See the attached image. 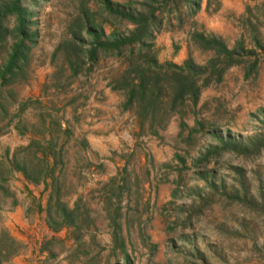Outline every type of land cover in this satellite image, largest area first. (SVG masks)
Wrapping results in <instances>:
<instances>
[{"label":"rangeland","instance_id":"obj_1","mask_svg":"<svg viewBox=\"0 0 264 264\" xmlns=\"http://www.w3.org/2000/svg\"><path fill=\"white\" fill-rule=\"evenodd\" d=\"M189 1L0 0V123L8 120L29 141L30 149L15 150L14 158L33 179L50 184L56 159L53 191L60 204L78 208L69 226L55 209L52 220L45 213L53 234L39 231L47 254L38 264H264V145L226 151L196 166L218 146L217 137L243 145L264 137V0H198L193 15ZM124 15L160 25L153 52L161 64L170 61H160L158 52L166 57L181 49L196 65L216 59L192 41L193 33L214 35L237 52L221 81L212 78L201 90L196 107L180 108L188 129L179 136V115L173 114L168 124L176 116V133L165 134L167 124L160 138L149 134L163 149L161 161L149 150V189L142 166L93 185L85 175L90 167L76 114L89 95L120 83L135 65L127 52H100L94 63L86 57L93 34L103 31L100 42H109L135 31ZM21 43L28 54L18 70L6 73ZM115 93L127 98L125 91ZM137 108L131 110L138 118ZM144 124L149 133V117ZM122 159L133 160L128 154ZM16 243L0 235L5 257L16 253Z\"/></svg>","mask_w":264,"mask_h":264},{"label":"crops","instance_id":"obj_2","mask_svg":"<svg viewBox=\"0 0 264 264\" xmlns=\"http://www.w3.org/2000/svg\"><path fill=\"white\" fill-rule=\"evenodd\" d=\"M166 51L169 52L168 45ZM158 53L162 62L182 65L186 60L182 49L176 54L169 52L166 57L161 51ZM125 103V96L106 87L101 93L89 95L87 102L83 101L78 108L79 131L85 140L90 167L85 175L91 178L93 185L101 186L119 177L122 168L134 166L138 170L142 166L146 169L149 189V150L156 152V159L161 161L163 149L157 142L149 141L147 126L141 127L136 111L125 108ZM65 121L70 129L72 116L67 113ZM177 131V118L173 116L165 134ZM29 146L25 136H21L8 120L0 123V235L6 234L18 244L12 256L5 257V250H0V264H38L47 254V249L41 247L39 231L53 234L45 222L49 187L45 189L44 181L48 183V180L33 179L24 165L14 158L15 150H25ZM126 154L131 156L132 162L122 159ZM162 190L160 199L164 196Z\"/></svg>","mask_w":264,"mask_h":264},{"label":"trees","instance_id":"obj_3","mask_svg":"<svg viewBox=\"0 0 264 264\" xmlns=\"http://www.w3.org/2000/svg\"><path fill=\"white\" fill-rule=\"evenodd\" d=\"M188 4L190 15L195 14L199 8L198 0L195 2L189 1ZM122 18L130 20L136 26L135 31L125 37L114 35L109 42H100L101 36L104 35L103 31L93 34V47L86 56L87 60L90 63L96 62L100 52L104 57H121L127 52L130 62L133 63L135 60V65L132 66L131 71L121 78L120 83L111 84L110 88L113 91L122 90L126 92L125 108H131L135 103L138 104L137 112L140 117L141 127H143L144 122L149 117V134L157 138L161 137L159 131L165 129L170 117L173 114H178L180 136L182 131L188 129L184 118L185 114L180 108H184L187 103L196 107L201 90L210 85L212 78L217 82L221 81L224 71L235 63L233 57L237 52L228 49L222 40L214 35L206 36L201 33H193L192 41L201 49L213 52L216 59L210 60L205 66L196 65L191 58H188L182 65L172 62L161 64L153 52L154 31H159L160 25H152L147 20H144L143 17L135 20L130 15H124ZM23 23L21 19L20 26ZM20 30L21 28L19 27ZM0 34L2 35V31ZM1 35L0 40L2 39ZM28 51L29 47H23L22 43L16 46L8 62L6 73L10 74L14 70H18V63L24 61ZM135 54L137 57L133 59ZM220 65H223V67L219 68ZM2 81L4 83L5 79L3 78ZM196 125L198 126L199 123H196ZM189 134L192 135L193 131L189 130ZM216 140L218 146L198 160L196 166L205 165L210 161V157L216 160L226 151L245 153L250 150L257 151L259 144L264 145V137L261 135L248 140L244 145L242 142H234L227 137L223 139L217 137ZM29 147L27 149H30ZM177 160H180V158L177 157ZM52 165L53 168L49 171L52 176L51 183L48 184L44 181L45 189L50 186L52 189L48 197V208L46 211L48 221L49 219L52 220V210L55 209V215L61 218L62 226H69L74 220L78 208L76 204L73 209H68L60 204L58 193L53 191L56 184V180L53 177V172L57 165L56 159ZM55 196L56 199H54ZM118 229L119 227L115 223V230ZM118 246L124 250L123 243Z\"/></svg>","mask_w":264,"mask_h":264}]
</instances>
